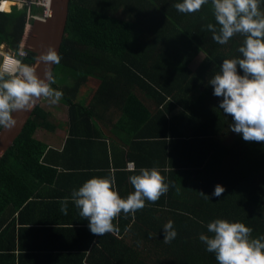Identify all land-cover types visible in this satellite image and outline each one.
<instances>
[{
  "label": "trees",
  "instance_id": "1",
  "mask_svg": "<svg viewBox=\"0 0 264 264\" xmlns=\"http://www.w3.org/2000/svg\"><path fill=\"white\" fill-rule=\"evenodd\" d=\"M179 2L70 0L61 61L52 71V87L63 93L58 104L66 108L67 144L77 138L96 143L103 139L99 123H110L109 151L102 143L106 164H95L101 176L113 177L117 187L122 180L130 183L141 167H155L169 184L155 203L121 213L113 221L120 239L100 236L108 244L94 250L88 264H217L199 240L217 218L244 223L254 238L264 236V142H246L229 129L232 119L219 108L222 97L208 83L223 59L240 57L243 37L215 42L206 28L215 23L211 0L192 14L178 12ZM10 5L0 2V46L15 54L26 11ZM33 60L27 52L22 62ZM46 106L35 105L0 158V221L6 212L24 209L34 184L59 176L51 156L62 153L34 138L58 119L57 106ZM130 161L135 171L124 170ZM217 184L224 188L219 197L211 195ZM169 220L177 235L166 244L163 226Z\"/></svg>",
  "mask_w": 264,
  "mask_h": 264
},
{
  "label": "clouds",
  "instance_id": "2",
  "mask_svg": "<svg viewBox=\"0 0 264 264\" xmlns=\"http://www.w3.org/2000/svg\"><path fill=\"white\" fill-rule=\"evenodd\" d=\"M208 2L182 0L174 7L180 13L192 14ZM261 2L211 0L215 23L206 25L212 39L221 45L234 36L243 37L238 47L240 57L223 59L219 71L208 83L212 85L213 95L222 97L219 108L232 119L229 129L240 134L246 142H264V11ZM60 61L58 52L48 47L39 55V63L44 65L42 75L37 73L33 63L29 65L21 60H16L11 67L0 68V129H13L17 124L13 113L30 110L39 99L50 105L59 103L63 93L52 87L56 81L50 69ZM128 179L134 191L121 197L113 177L92 176L74 189L70 197L59 200L60 212L67 215L71 202L79 217L88 220L93 235L115 234L119 228L113 221L121 213L126 216L134 214L146 206V201L155 203L169 190L165 177L155 167H141L138 174ZM223 192V186L217 184L211 195L219 197ZM206 198H209L207 194ZM206 229L207 234L200 233L199 240L206 251L214 254L217 264H264V236L252 237L251 227L239 221L217 218L207 223ZM163 232L166 244L176 238L171 220L164 224Z\"/></svg>",
  "mask_w": 264,
  "mask_h": 264
},
{
  "label": "crops",
  "instance_id": "3",
  "mask_svg": "<svg viewBox=\"0 0 264 264\" xmlns=\"http://www.w3.org/2000/svg\"><path fill=\"white\" fill-rule=\"evenodd\" d=\"M9 53L2 44L0 61L2 54ZM64 116L63 126L54 120L53 127L42 128L34 133L35 139L45 143L49 150L62 153L61 156L51 154L57 161L55 164L59 165V176L52 181L34 184L30 202L23 206L24 209L4 214L0 221V264H88L92 260L93 251L102 250L108 244L104 242V238L102 243L99 242L100 236L90 232L88 221L79 219L78 210L71 202L67 215L62 214L59 200L70 197L72 191L86 179L103 175L95 169V164L97 159L101 164H106L102 143L107 145L109 151L111 142L107 136L111 134L105 130L108 129L106 125H111L99 123L103 126V139L95 140L96 143L77 138L74 143L67 144V125L64 124L67 113ZM115 161L116 165L122 166L121 158L115 157ZM61 162H66L68 166L63 167ZM135 167V163L130 161L124 170L133 171ZM110 171L114 172L113 169ZM117 187L115 185L121 197H126L131 192V184L127 180H122ZM112 235L120 239L118 233Z\"/></svg>",
  "mask_w": 264,
  "mask_h": 264
},
{
  "label": "water",
  "instance_id": "4",
  "mask_svg": "<svg viewBox=\"0 0 264 264\" xmlns=\"http://www.w3.org/2000/svg\"><path fill=\"white\" fill-rule=\"evenodd\" d=\"M69 3L70 0H51L48 15L45 18L32 20L24 47L28 53L33 54V66L36 67L37 73L40 75L43 74L44 65L39 63V55L48 47H53L58 54L60 52L67 24ZM54 67L55 65H52L50 70L53 71ZM39 100L35 105L38 104ZM35 105L26 112L13 113L17 120V124L13 129H0V158L19 136Z\"/></svg>",
  "mask_w": 264,
  "mask_h": 264
},
{
  "label": "built area",
  "instance_id": "5",
  "mask_svg": "<svg viewBox=\"0 0 264 264\" xmlns=\"http://www.w3.org/2000/svg\"><path fill=\"white\" fill-rule=\"evenodd\" d=\"M2 0H0L1 2ZM11 3H14L18 8H22L25 6V11H26V22L24 24V33L22 35V39L19 43L18 49L16 51V54H5L2 56L1 61H0V68H3L5 65H8L11 67L12 63H14L16 60H21L27 57V51L24 47V42H25V37H26V32L29 31L30 26H31V20L35 18H45L48 15L49 11V5L51 0H9ZM38 7L42 6V13L41 11L38 12H32L31 8L32 7ZM12 7V4L10 5V8ZM10 10V9H9ZM0 11H2L0 9ZM25 52V56H21L20 53Z\"/></svg>",
  "mask_w": 264,
  "mask_h": 264
},
{
  "label": "rangeland",
  "instance_id": "6",
  "mask_svg": "<svg viewBox=\"0 0 264 264\" xmlns=\"http://www.w3.org/2000/svg\"><path fill=\"white\" fill-rule=\"evenodd\" d=\"M11 4H14V3H11ZM34 8V10H35V13L36 12H38L39 13V11H41V13H42V6L40 7V6H38V7H33ZM28 35V34H27ZM67 71H65V73H66ZM59 73H60V75H64V71L62 70V71H59ZM63 79L64 80H68V76H64L63 77ZM72 82V81H71ZM84 90H87V88H85L84 87ZM39 104H41V106H42V108H43V106H44V108H47V101L46 100H44V99H40L39 100V102H38ZM55 106H57V108H53V109H55L56 111H57V113L59 114V116H58V119H56L55 118V120L56 121H59V122H61V121H63V118H64V115L66 114V108H63V106H61L60 104H56ZM60 113H61V115H60ZM35 138V137H34ZM39 138V137H38Z\"/></svg>",
  "mask_w": 264,
  "mask_h": 264
},
{
  "label": "bare ground",
  "instance_id": "7",
  "mask_svg": "<svg viewBox=\"0 0 264 264\" xmlns=\"http://www.w3.org/2000/svg\"><path fill=\"white\" fill-rule=\"evenodd\" d=\"M9 54H11V52Z\"/></svg>",
  "mask_w": 264,
  "mask_h": 264
}]
</instances>
